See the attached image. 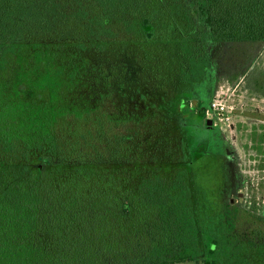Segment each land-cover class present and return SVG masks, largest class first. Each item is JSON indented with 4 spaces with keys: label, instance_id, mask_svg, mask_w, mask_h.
I'll use <instances>...</instances> for the list:
<instances>
[{
    "label": "trees",
    "instance_id": "trees-1",
    "mask_svg": "<svg viewBox=\"0 0 264 264\" xmlns=\"http://www.w3.org/2000/svg\"><path fill=\"white\" fill-rule=\"evenodd\" d=\"M230 41L264 0H0V264H264L204 121Z\"/></svg>",
    "mask_w": 264,
    "mask_h": 264
},
{
    "label": "rangeland",
    "instance_id": "rangeland-1",
    "mask_svg": "<svg viewBox=\"0 0 264 264\" xmlns=\"http://www.w3.org/2000/svg\"><path fill=\"white\" fill-rule=\"evenodd\" d=\"M213 56L216 81L211 99L219 95L227 107L205 115L204 121L214 122L225 143L220 146L225 168L220 198L234 197L243 230L255 220L264 221V41L226 42Z\"/></svg>",
    "mask_w": 264,
    "mask_h": 264
},
{
    "label": "built area",
    "instance_id": "built-area-1",
    "mask_svg": "<svg viewBox=\"0 0 264 264\" xmlns=\"http://www.w3.org/2000/svg\"><path fill=\"white\" fill-rule=\"evenodd\" d=\"M226 104L218 95V97H213L209 103V106L205 110V115H210L213 111L223 112L226 110Z\"/></svg>",
    "mask_w": 264,
    "mask_h": 264
},
{
    "label": "flooded vegetation",
    "instance_id": "flooded-vegetation-1",
    "mask_svg": "<svg viewBox=\"0 0 264 264\" xmlns=\"http://www.w3.org/2000/svg\"><path fill=\"white\" fill-rule=\"evenodd\" d=\"M207 122V121H206ZM206 125V124H205ZM207 126H209V127H211V128H213V129H217V127H215V125H214V122L211 124V125H207ZM218 130V129H217ZM221 136V135H220ZM221 141L223 142V146H224V141L221 139ZM225 149H227V147H225ZM220 156V158H221V154L219 155ZM222 159H224L223 157H222ZM226 163V162H225ZM229 200L231 201V202H234V197H232V196H230L229 197Z\"/></svg>",
    "mask_w": 264,
    "mask_h": 264
}]
</instances>
